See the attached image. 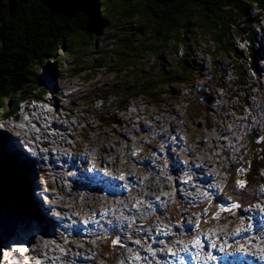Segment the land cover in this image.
<instances>
[{"label":"trees","instance_id":"1","mask_svg":"<svg viewBox=\"0 0 264 264\" xmlns=\"http://www.w3.org/2000/svg\"><path fill=\"white\" fill-rule=\"evenodd\" d=\"M262 18L264 0H0V120L15 113L19 104L43 98L46 88L39 72L58 68L59 77L86 74L93 79L100 70L108 79L104 87L83 97L88 107L96 100L102 107L111 96V108L93 114L99 126H111L129 101L139 97L161 106L195 83L202 71L197 55L201 43L212 56L214 83L220 85L232 68L229 97L246 103L239 90H249L248 74L257 70L253 27ZM209 99L204 90L196 91L191 116L206 109ZM258 134L255 129L250 135L254 149L247 158L251 153L254 158L244 164L245 186L229 193L236 201L249 197L239 207L253 199L256 172L264 166L256 155L257 148L264 155V130ZM19 170L15 166L13 171L22 176L25 171ZM15 180L0 172V198Z\"/></svg>","mask_w":264,"mask_h":264},{"label":"rangeland","instance_id":"2","mask_svg":"<svg viewBox=\"0 0 264 264\" xmlns=\"http://www.w3.org/2000/svg\"><path fill=\"white\" fill-rule=\"evenodd\" d=\"M253 29H254V33H255L254 38L256 41L253 44V47H254V49L258 48V50L260 51L264 47V40L262 39V36L264 34V18H262V22L260 24H257L256 26L254 25ZM238 47L242 48V47H245V45L243 43H241ZM258 54H259V52H258ZM258 56L259 55H257V58L254 57L255 61H257V64H256L257 65V73L252 72L251 77H252L253 81L258 82V84H260L261 86L253 89V92L251 93L252 95L249 98H247V100H246V104L243 107L238 109V110H241V113L239 115L236 114L237 111H229V112L225 113V116L220 117V124L224 127H231V121H238V123L240 125L245 124V123H246V125H248V122H247V120L245 122V119L248 117V114H250V113L252 114V107L259 103L258 114H255V126H258L261 114H262L263 109H264V72H262L260 70V67L262 69L264 68V61L258 62L259 61ZM207 58H209V61L212 60L211 59L212 56L210 54H209V56H207ZM215 61H219L225 67H226V64L228 65V63H226L227 61L224 59H218L217 58V59H215ZM68 63H70V62L69 61L67 62V64H66L67 66L71 65ZM210 67H211V65H210ZM58 70H59L58 68H55V70L53 72H51L50 74L39 72L37 75V78H39L41 80V82H43V86L46 88V92L43 95V98L36 99V100H28L23 104H19L17 106L16 112L13 113L11 116H8L7 118H5L0 123V137L5 140V141H3L4 150H2L0 148V153L4 154V156H2V158L0 160V172L2 174H7L8 178L13 176V179H17L14 182L15 184L12 183V185L9 187V189H10L9 193L13 194V196L16 195V192H19L21 190V187L23 186V184H25L24 187H25V189H27V185L25 182H23L21 174L14 172L15 166L18 167L19 169H21L19 171H28L27 170L28 167L33 170V168H38V166H37V164L30 165V164H33V160L29 161L28 159H26L25 157L22 156V152L25 154V151L23 150L22 147L19 148V146H18V149H13L11 147V145H10L11 138L10 137H12V135L14 133L7 130L8 128L5 126V124H7L9 122L12 125L16 124L17 130L15 131V133H17L18 135H21V136H23V133L21 130L24 129L25 122H30L33 119H36L38 123H41L42 127L45 129L46 127L49 126V123H52V122H49V120L51 119L50 114L52 112L50 109L51 107L48 104V101H50V99H52L53 102L58 104L59 111L62 110L61 112H65L69 116L74 114V116H71V118H70V120L73 123H76L75 120L77 122L79 121L78 123H76V125H74L75 126L74 130L65 129L66 133L60 132V133L64 134L63 138L65 140L62 138L64 140V142H66V143L69 142L70 145L72 146V149H73V151H70V149L66 148L65 151L70 152V153H75L76 158L79 157V155L81 154V151L84 150L85 148H87V149L92 148V147L94 148V146H95V150H99L96 152V160L100 159L101 155H106V157L108 158L107 160H111L113 158V153L118 155L119 153L122 152V147H125L126 140H127V144H129L130 146H135V149H139L136 146V144L134 143L132 136L126 137V136L121 134V132H124L127 130V124L129 127L131 119L134 118L136 115V106L135 105L130 106L125 113H122V115H119L118 117L116 116V120L119 119V122L122 120H123V123L126 122V126H125L126 128H123V129L118 131L117 127L119 126L120 123L116 124L113 122L112 125L109 127L108 126L102 127L101 125H100L101 126L100 127L98 125V123L96 122L95 116L93 115L96 113V116H97L98 113L104 111L107 106L110 107V105L113 102V99L111 98V96L106 97V99H105L106 103L104 106L102 104V107H100V104H99V102H101L100 100H98L97 102H92L93 104H91L90 107H88L87 104H90V103H89L88 99H86V97H83L85 95V93H87L88 91H91L92 89H94L97 86L98 87L99 86L104 87V83L108 79L105 78V74L102 73V71L99 70L98 72H100V73L97 72L95 74V77L93 79H91V77H89L86 74L76 75L74 77H65V76L59 77L58 76ZM213 72H215V71H213ZM216 75H218V74H216ZM230 79L231 80L233 79L232 76H228L227 78H225V80H223V82L227 83L228 80H230ZM250 102L253 103L252 106L249 104ZM40 106H41V108H40ZM37 108L39 109V112L35 111ZM88 108H90V109H88ZM95 108H97V109H95ZM232 108L233 109L238 108V105L236 106L235 104H233ZM90 111H92V112H90ZM26 112H28V113H26ZM29 112H30V114H29ZM89 113H91L93 115V117ZM67 115L65 117V121L62 122V124L64 123L63 124L64 126L66 124H68L67 120L69 119V117ZM56 120H57V118H56ZM34 125L35 124L31 123V126H34ZM34 129H35V127L33 128V130ZM35 131L41 136V134L39 133V131L37 129H35ZM50 132L55 133V131L52 128H51ZM203 133H204V136H210L211 137V130L203 131ZM27 137H29V136H27ZM188 138L193 139V136L188 137ZM27 139L30 143L33 144V146H35L34 142L30 138H27ZM40 140H41V142H40L41 144L40 143L37 144L38 145L37 146L38 151L33 149L32 156L35 158V160L38 159L39 157L40 158L52 157L53 155L51 156L48 153L55 154L54 148L59 149V146H52V144H49V142H51L49 140H48V144L43 142L46 140L43 139L42 136H41ZM239 142L241 144L243 143L240 140V135H239ZM93 143H94V146L92 145ZM245 145L248 147L250 146L248 142ZM101 146H104V148H102L100 150L99 148H101ZM109 147L113 148V150L110 149ZM157 147L162 148V141H161V144ZM103 149L106 152L103 153L102 152ZM250 151L251 150H249V152ZM45 152H48V153L45 154ZM142 152H150V151H142ZM216 153L217 152L214 151V149L210 153L205 152L204 159H207L208 161H205L204 163H205V166H208V174L211 171L208 163H214L219 159L224 160L221 164V166H222L221 168L227 169V172L222 173V171L219 170L217 173V176L213 180L221 179L222 177L227 176L228 170L230 169V165H226L225 156H214ZM6 155L9 159V162H7V161L5 162ZM62 155H65V154L62 153ZM11 156H12V158H11ZM17 158L18 159L19 158L26 159V162H27L26 164H28V167H25V168L19 167L16 164V163H18ZM156 158L159 159V157H156ZM251 160H252V154L249 158L246 159V161L251 162ZM21 161H23V159H21ZM14 162H16V163H14ZM54 162H57L56 166H59V167L62 166V164H63L62 161H55V159H54ZM162 163H163L162 160H159L158 165L160 166V165H162ZM169 163L171 165V169L175 168V170H176L175 156L169 157ZM76 164H77V162H76ZM81 165L83 168L80 170L77 168L76 165L69 166L66 163L68 172L65 174V179L70 180V177L73 174V172H75L74 174H77L79 172L84 173L87 176H88L89 172H94V170L91 167L92 162L89 164H81ZM46 166H47L46 164H42L40 167L45 168ZM116 166H118V165H116ZM119 166H121V165H119ZM47 167H49V166H47ZM114 167H115V165H109V173L112 171V169H114ZM126 167H131V169H133L135 172H137V176L132 177L130 175H127L128 179L126 180L124 185L121 182H119V179H116V184H114L115 189L120 188L125 193L132 194L133 190L137 189V187L143 188V184H150V179L147 180V182H145V179H147L146 174L148 173V171H143L141 166H136V165H131V164L122 165V169H124ZM39 171H40L39 175H34L32 177V187H31L32 192H35V190H37L39 188L38 186L40 185L42 187V188H40V191H45V194L48 195V198H50V199H51V195H53L54 197H59L61 192L62 193L65 192V194H68L69 191L67 189H66V191H64L65 188H62L59 190V186H61L60 181H58V186H56L54 184V178H55V172L54 171H50V170H46V169H42V170L39 169ZM235 171H238L239 173H242L243 175L237 174V173H234L233 175H231L232 178L228 184L229 190H227V191H229V192L232 191V193H234L235 191L243 190V188L241 189V188H238L236 186V181L242 180V181H244V184H245L246 183L245 174L248 173L247 170L245 171L246 172L245 173L241 166L236 167ZM49 173H50V175L47 177V175ZM41 175H42V178H41ZM261 177L264 180V171L261 172ZM60 178L63 179L62 177H60ZM117 178H121V177L118 176ZM104 179H107V178H104ZM181 182H182V176H177L176 174H174L173 177L171 178V183H176L179 185V184H181ZM72 183L74 186V182H72ZM45 186L48 189H46ZM12 187H15L16 190H13ZM35 187H37V188H35ZM148 188L149 189H145L148 192H151L152 190L155 189V187H148ZM217 189H220V188L217 186ZM87 193H88V195H87ZM166 193H167V191L164 190L162 187H160V194H159V197L157 200H159L160 196L165 195ZM75 195H77V196L74 197V195L72 196V194H70V196L64 195L65 199H66L65 204L59 205L60 207L59 206L51 207L50 206L51 200L50 201L47 200L48 203H46L44 205V204L40 203L39 197L36 198V203L40 207H43L44 209L48 210V217L54 216L56 218L58 215L61 216L60 213H61L63 207L67 208L69 206H75V205L77 206V204H75V202L77 203V201H79V203H81V206L85 209V212H87L85 215H88L89 213L98 214V213H96V211H99L103 207L102 206L103 199H100V197L97 198L95 196V192L91 193V192L87 191V192H82V194H79V196H78V194H75ZM85 195H87L89 198H88V201L86 202V204L84 206V205H82L83 204L82 199H84L83 197ZM258 195H260V193H259L258 189L256 188V190H254V192H253V198L254 197L256 198V196H258ZM113 197H116V196H113ZM229 197H230V200H228V201H226L225 199L223 200V203H221L223 206H221L220 209H218L219 202H217L215 206H211L210 212H209V204H206V207L203 209V211L201 213L199 211L198 214L196 212H194L193 209L191 208L190 211L193 212V214L186 215V218L189 220H187L184 223V225L189 224L188 226L195 225L194 229L192 231H190V233H192L195 230L196 226L206 225V224L207 225L213 224L215 226L214 233H216L219 230H224L225 231L224 234L227 236H234L232 234L233 232L236 233V232H240V231L252 230L254 228V226L248 227V226H250L249 223L252 221V220H250L249 216L246 219H244V221H241L239 223V225L233 227L232 230L229 229V226H232L233 224H235L238 221L237 217L231 218V216L235 213V211H238L237 209H240L241 206L239 207V204L245 200H249L248 196H247L248 198H246L245 200H242V201L234 200V198H231L232 195ZM238 197L241 198V196H239V195H238ZM45 198L47 199L46 196H44V199ZM170 198H172V197H170ZM27 199H28V195H27ZM60 199H62V198H60ZM260 201L262 203H259ZM21 202L27 203V201L25 200L23 192H22V197H18V196L16 197V206L18 207V210L22 214V218L20 219V221H16V222L10 221V220L8 221V219H6V217H5V219L2 220V222L5 223V226H6V227L5 226L2 227V230H3L5 237L8 236L10 238L13 231L19 230L18 228L13 229V227H15V225H17V224H23L25 217H27V211L25 212L26 206L24 205L23 207H20ZM103 202L105 204L108 203L107 201H103ZM227 202H228V204H227ZM259 202L254 203V205L259 203L260 204L259 206H254L253 208L246 209L245 211H250L252 209H256V210H258L259 213L262 214L263 219H264V210L261 209L262 207H264V199L260 198ZM233 204L237 205V207L233 208L232 207ZM3 207L4 206H2L1 208L4 209ZM111 207H114V206L111 205ZM23 208H25V209L23 210ZM78 208L81 209L80 206ZM49 209H52V211L51 210L49 211ZM28 213H29V216L31 215V213L33 215H35V213L32 210H30V211L28 210ZM205 213H208V214H205ZM195 214L197 215V216H194L195 218L197 217V222H196V224H193L192 222L194 221L195 218L192 219V216ZM76 216H79V215H76ZM58 218H60V217H58ZM97 218L98 217L89 218V220L95 221V220H97ZM61 219H63V218H61ZM69 219H70V217H68L67 221ZM80 219H81L80 223H82V225L78 226V228H73L72 232H68V234L62 235L61 237H60V235L55 234L59 237V240L57 241L56 247L62 253L61 255H65V256L69 255L70 256V259L68 261L66 259H64L65 264H67V263H69V264H89V263L85 262L87 260H93L99 264H116V263L117 264H123V262H125L124 264H129L128 261L130 259L129 258L130 254L127 253V251L130 249H128V247L123 246V243L126 240H124L123 237H121V232L116 234L115 232L110 231L111 228H109L107 226H101L98 229H87L86 231H88V233L93 234V236H92L93 239H84L81 242H79L80 240H78V238H76L73 235L77 234L79 231H83V228L84 229L86 228L84 226V224H86L84 218H80ZM63 220H65V219H63ZM72 220H77V219L72 218ZM60 221H62V220L58 219L56 221V224L60 223ZM77 221L79 222V220H77ZM155 221H156V218H155ZM78 222H77V224H78ZM77 224L76 225L72 224L71 226H77ZM167 224H168V221H167ZM181 224L182 223L178 222V221L172 222V226H175V227H176V225H181ZM243 224H247V227H241ZM184 225L181 226V230H180V232H181L180 236L181 237H184L186 234H188L186 232ZM27 226H29V225H27ZM63 226H64V224H63ZM260 226H261V223H260ZM58 227H59V225L54 227V230L56 232H57ZM100 228L102 229V234H100V231H101ZM93 230H95L97 232H92ZM20 231L24 235H28L27 244L31 243V241L33 243H38V240L39 239L41 240L42 236L45 238V236L43 234L31 237V235L27 234V232H24L22 230H20ZM263 232H264V230H263ZM80 235H83V234L80 233ZM176 235L178 236L179 233ZM197 235H199V234H197ZM81 237H84V236H81ZM84 241H86V243H88V244H86V247L84 246L85 245ZM176 241L179 242V240H176ZM51 243L55 245V241L54 242L51 241ZM204 243L205 242H203V244ZM220 244L221 243L218 241L217 245H220ZM63 246L65 248L62 249ZM73 246L74 247H82L86 250V252L80 251V250L75 252L71 248ZM216 246H214V244H212L210 241H208V247L215 248ZM242 246L243 245L234 246V248H237V247L240 248ZM38 248L40 249L39 244H38ZM91 248H92V251H90ZM0 249H2V248L0 247ZM142 249H144V248H142ZM156 249H157L156 253H159V251H158L159 249L158 248H156ZM39 251H41V250H39ZM232 252L233 251H230V252H228V254H230ZM237 252L245 255L248 253V250L245 251L244 249L241 248ZM121 253H126V254L123 255ZM41 254H43V252ZM152 255H153L152 256V260H153V259H155V257H154L155 255L154 254H152ZM74 256L80 257V262L73 260L72 258ZM123 257L125 260L123 259ZM192 257H193V255H192ZM210 258H212V257H210ZM195 259H197V261L199 260L198 257H195ZM178 261L181 262L182 260H180V258H179ZM197 261L196 262L194 261L195 264H197ZM145 262H139L138 264H151L148 260ZM61 264H62V260H61ZM91 264H94V263H91ZM258 264H260V263H258Z\"/></svg>","mask_w":264,"mask_h":264},{"label":"bare ground","instance_id":"3","mask_svg":"<svg viewBox=\"0 0 264 264\" xmlns=\"http://www.w3.org/2000/svg\"><path fill=\"white\" fill-rule=\"evenodd\" d=\"M261 22H262V19H260L259 23H261ZM262 39L264 40V34L262 36ZM205 47H206L205 44L201 43L199 45L198 54H197L198 60H199L198 62L202 67L200 77L192 85L184 86L183 88H181L179 90L178 94H176L175 98H173L172 100L168 99V103L162 104L160 107L159 106L157 107L155 105H152V103L148 104L146 102V100L145 101L143 100L144 98L142 99V98L138 97L136 100L129 101L126 108H124V111H122V112L119 111L117 113L118 114L117 117H118L119 115H122V113H125L130 106H132V105L136 106L135 117L131 119L129 127L127 124V130L124 132H121V134L126 136V137L132 136L134 143L139 148V151H141V152L142 151H150L151 152V144L142 143V141H139L138 133L133 132V126H135V125L150 124L152 122H163V123H170V130H178V127L180 124L181 136H185L186 139H190L188 137L193 136V139H204V142H211V137L210 136H204V133H203V131L211 130V129H208L207 127L199 126L198 120H196V119H204V120H206V123H213V125H215V126L224 127L220 124V117H222V113H216V112L211 111V110H213V108H215V96H209L210 101H209V105H208V109H207V116H197V117L190 118L189 112L191 109L190 107L194 103L193 102L194 97H187V99H185L183 97V94H182V93H194V96H195L196 91L197 92L202 91V90H197V89L201 88V86H204V80H206V73L207 72H206V60H205V58H207V56H209V54L206 52ZM258 55H259L258 56V58H259L258 62L264 61V49H261L259 51ZM254 72L257 73V71H254ZM251 73H252V71L249 72L248 77H247L248 78V84H247L248 88L250 87L249 83L251 84V83L255 82L252 80ZM209 76H210V80L213 81L212 76H211V67L209 69ZM231 76L233 78V69L232 68H231ZM260 86L261 85L257 83L254 85V88H257ZM239 91H240V98L245 97V101H246L248 96H249L248 91L245 92L244 94L241 90H239ZM215 95H225L224 86H215ZM245 104L246 103H244L243 101L239 102L238 108H235V109L230 108L226 112L237 111L236 114L239 115L241 113V110H238V109L243 107ZM249 104L251 106L253 105V103H251V102ZM40 108H41V106H40ZM110 108H111V106H110ZM95 109H97V108H95ZM35 111L39 112V109L37 108ZM26 113H28V112H26ZM29 114H30V112H29ZM50 116H51V119L49 120V122H52V123H49V126L46 127L45 129L42 127L41 123H38L36 119H33L30 122H25L26 128L24 127V129L21 130L23 134L29 135V137H25V139L30 138L35 144V146H33V148H35L37 151H38V148H37L38 145L37 144H39L41 142V140H40L41 136L43 139L46 140L45 143L48 144V140H49V141H51V142H49V144H52L53 146H59V149L54 148V151L56 154H54L53 156H52V154L45 152V154L48 153L52 157H49V158H47V157L46 158H40L39 157L40 159L39 158L36 159L37 160L36 164H37L38 168H33V170L29 169L28 171H25L22 174L23 182H25L27 185V189H26L27 193H26V195L24 194V197H25V200L27 201V203L21 202L22 204L20 203V207H23L24 205L26 206L25 212L27 211V217H25L23 224H17V225H15V227H13V229L18 228L19 230L13 231L10 238L8 236L7 237L4 236L3 243H6L7 240H9L13 243L25 242L28 239V236L24 235L20 230H22L24 232H27L29 230L31 232L33 229L34 234H37V235H41L42 233H45V234H43L45 236V238L42 236L41 240L40 239L38 240V244L40 245L39 250H41L43 252V254H41L39 256V258L41 259V264H61V260H62V264H65L64 259H66L68 261L70 259V256L69 255H67V256L61 255L62 253L57 249V247H56L57 241L59 240V237L57 235H60V237H61L65 233L68 234V232L73 231L72 230L73 228H78V226L82 225V223H80V220H79L77 226H71L70 225L69 227L66 228V227H61V223L56 224V221L59 218L54 219V216L48 217V210L44 209L43 207H40L36 203V198H38V197L41 200V202L44 200L47 201V199H44V198L42 199L43 194L40 193V191L38 192L37 191L38 189L35 190V192L31 191V189H32L31 188L32 187V177L34 175H39V173H40L39 169L40 170L46 169V170L54 171L55 172L54 184L56 186H58L57 178L59 176H61L65 179V174L68 172L66 163L69 166L76 165L77 168L81 170L83 168L81 164L91 163V155H86L85 153H92L95 151L97 152L99 150H95V146L93 143L92 145L94 146V148L93 147L88 148V149L85 148L84 150L81 151V154L79 155L78 158L75 157L76 156L75 153H70V152H69V156L62 155L63 152H66L65 151L66 148L70 149V151H73V149H72V146L70 145L69 142L68 143L64 142V140H65L63 138L64 134H62L60 132L66 133L65 129L74 130V128H75L74 125H76V123H78L79 121L77 122L75 120L76 123H73L70 120V118H71V116H74V114L71 116L67 115L69 117V119L67 120L68 124H66L63 127V124L58 123V121H56V118L52 114H50ZM263 116H264V109H263V112L261 114L258 126H257L260 129L263 126ZM31 123H33L35 125L31 126ZM109 123H110V121H109ZM114 123H116V124L120 123L119 124L120 127L119 126L117 127L118 131L123 129V128H126L125 127L126 122L123 123V120L119 122V119H118ZM10 124H11L10 122L7 123V125L9 126V127H7L8 128L7 130L10 131L11 130L10 126H12V129L15 131L16 130L15 128L17 127V125L16 124L10 125ZM34 127H35V129H37L39 131L41 136L35 131V129L33 130ZM51 128L55 131V133L50 132ZM247 134H248V132H245V135H240V140L243 142L242 143V150L239 152L240 163H237L235 165V168L242 165L241 163L247 159V157L249 155V150H251L250 146L248 147L245 145L248 142L246 139ZM10 138H11V143H10L11 147L13 149H18V144H16V141L18 140V136L13 134L12 137H10ZM0 140H1L0 143L2 145V149L4 150L3 141H5V140L2 139L1 137H0ZM160 144H161V141H152V149H159V147H157V146H159ZM69 146H70V148H69ZM26 149H27V147H25L23 150H25V152H26ZM110 149H113V148H110ZM213 149L214 148H205V149L199 150L198 152H193V154H192L193 163H204L205 161H208L207 159H204L205 152L210 153ZM102 152L104 153L106 151H104V149H103ZM256 155H258L259 157H262V155H263L262 151H260V149H258V148H257ZM170 156H175V159H176V163H175L176 170H175V168L171 169V178L173 177L174 174H176L177 176H182V156L178 155V150L169 151V157ZM214 156H219V155H217V153H216ZM11 158H12V156H11ZM225 158H226V156H225ZM54 159H55V161H62L63 162L62 166H60V167L56 166L57 162H54ZM107 159L108 158L106 157V155H101L100 159H98L97 161H108ZM223 161H224L223 159H219L214 163H208L209 168L211 169L210 173L208 174V176H210V179H214L217 176V173L219 170H221L222 173L227 172V169L221 168L222 167L221 164ZM76 162H77V164H76ZM25 163H27V162H25ZM42 164H46L49 167L46 166L45 168H41L40 166ZM30 165H34V164H30ZM16 168H18V167H16ZM93 170H94V173L101 172V171H96V169H93ZM262 171H264V168H262L259 171V177L261 179H262V177H261ZM74 173L75 172H73L72 175H77L80 178H84L87 176L86 174L80 173V172L77 174H74ZM101 174H102V172H101ZM110 174H114L116 176V178L118 176H120L121 178H127V175H130L132 177L137 176V172H135L133 169H131V167H126L124 169H121V166H119V165L118 166L115 165L114 169H112ZM49 175H50V173L47 175V177ZM146 175H147V179H145V182H147V180L150 179V177H148V173ZM229 176H230V174L228 173L227 176H224L221 179L213 180L214 184L216 186H218L220 189L222 187H225V185L227 184ZM41 178H42V175H41ZM104 178H107V179H105L106 185H105L104 193H105V191H110L111 197H113V196L127 197V194H128V201H126V209H133L134 205H142L143 204V198L147 199V205H151L150 200H155L156 202H158L157 199H158L159 194H160V187H162L164 190H166L167 193L165 195L160 196L159 199L170 198V197H173V195H174V188L167 187V186H156L155 189L152 190L151 192H148L145 190V189H149L148 187H143V188H140V193H133L134 192V190H133L132 194H129V193H125L120 188L115 189V187H114V184H116L115 178H108V177H104ZM126 180L127 179L124 180V184H125ZM75 182H74L73 188L78 192H82V190H84V189L80 188L78 186V184H80V183H78V182L75 183ZM181 184H182V182H181ZM173 185H178V184L173 183ZM23 188L24 187H22V190H23ZM46 189H48V188L46 187ZM60 189H62V186H59V190ZM22 192L24 193V190ZM27 195H28V199H27ZM64 195L69 196V194H65L62 192L60 193L59 197H54L53 195H51V199H50L51 205L50 206L56 207V206L65 204L66 199H65ZM60 198H62V199H60ZM83 198L84 199H82V201H83L82 205L85 206L89 197L85 196ZM75 204H77V206L76 205L75 206H69L67 208L63 207L62 211L60 213L61 216L58 215V217L63 218L67 221L68 217H70V219H72V218H76V215H85L87 213V212H85V209L81 206V203H79V201H77V203L75 202ZM79 206L81 207V209L78 208ZM104 206H105V204H104ZM251 208H253V207H251ZM24 209L25 208H23V210ZM28 210L29 211L32 210L35 213V215H33L31 213V215L29 216ZM50 210L52 211V209H49V211ZM263 210H264V207H263ZM149 211L154 216L155 212L152 210V208H150V206H149ZM96 213H98V214L89 213V216L86 219L99 217L100 215H102L104 213L109 214V207L100 209L99 211H96ZM248 216L250 217V220H252L249 223V225L251 227L254 226V228L252 230L240 231L239 233H237V236H232V237H228L227 235H225L224 230H219L216 233L209 231L208 235L203 234L204 239H202L203 241H201L202 243L205 242V245L203 247H198L194 242L188 241L187 242L188 243L187 246H189L188 249H186V245H182V251H181L179 256L183 257L186 260L187 264H190V258L189 257H191L192 254L194 257H198L199 260L197 261V259H195L193 257V258H191V259H193V260H191V264H194V261L195 262L197 261V264H210V263H212V260H214V259H215V262L213 264H258V263L263 264L264 263V232H263V230H264V219H263L262 214L259 213L258 210H256V209L250 210ZM154 217L157 219L156 215ZM3 219H5V215L1 214L0 215V231H2V227L5 226V223L2 222ZM122 220H124V219H122ZM95 221L89 220V225L86 226L85 229L83 228V231H79L77 234H74L73 236H75L76 238H80L81 236H84L86 238H90L92 235L90 233H88V231H86L87 229H98L101 226H107L106 224L103 225L101 220L96 222V223H95ZM157 221H158V219H157ZM124 222L126 223L125 220H124ZM110 223H112L115 227L118 224L121 225L119 222L117 223L116 213H115L113 222H108L107 224H110ZM159 223H161L162 227H166L165 223H163L162 220H159ZM260 223H261V226H260ZM24 224H25V226H23ZM32 224L35 226V228H33ZM27 225H29L30 227ZM58 225H59V227H58L57 232H56L54 230V227L58 226ZM243 227H246V225ZM193 229H194L193 226H190V231H192ZM82 232H83V235H80V233H82ZM55 234H57V235H55ZM48 237L51 239V241L52 240L55 241V245L52 244L51 241L47 239ZM201 238H203V237L201 236ZM243 238L247 239L248 242L246 244H243V246L240 248L239 247L234 248V246L237 245V242H242V240H244ZM205 240L206 241L218 240L221 244L216 246L217 249L215 248L213 250H210ZM226 243H229V244H227V246H226ZM179 244H182V243H179ZM84 246L86 247V245H84ZM71 248L75 252L78 250L86 252V250L82 247H74L73 246ZM241 248L244 249L245 251L248 250V253L243 255V254H240L239 252H237ZM90 251H92V248L90 249ZM188 251L192 252L191 256H189ZM230 251H233V252L228 254V252H230ZM5 252H6V254H11L10 252H13V251L10 249L9 251H5ZM127 253H129V252H127ZM212 253H216V254H215V257H212V259L210 260V259H208V257ZM1 254H2V251L0 253V258L2 257ZM121 254L124 255L126 253H121ZM4 256H6V255H4ZM11 256H12V254L10 255V257ZM152 256L153 255H147L148 261L150 263L154 262L155 264H177V259H173L172 261H166L164 259H159L158 255H156V256H154L155 259L152 260ZM72 259L77 261V262H80V257L74 256ZM123 259H124V257H123ZM85 262H87L89 264H91V263L99 264L93 260H87ZM128 262L130 264V259ZM124 263L125 262H123V264ZM67 264H69V263H67Z\"/></svg>","mask_w":264,"mask_h":264},{"label":"built area","instance_id":"4","mask_svg":"<svg viewBox=\"0 0 264 264\" xmlns=\"http://www.w3.org/2000/svg\"><path fill=\"white\" fill-rule=\"evenodd\" d=\"M243 48L244 47L240 49ZM205 60L207 72L206 80H204V86H201V88L197 90H205V94L208 96H215V108L211 111L222 113V116H225V112L232 108L233 104L236 106L239 104L236 99L233 101L227 99V96L230 95L228 88H230L231 79L228 80L227 83L223 82V80L231 76V70H227V74L221 79V84L217 85L214 81L210 80L209 58H205ZM215 86H224V88L226 86L225 95H215ZM182 94L185 99H187V97H194V93ZM99 104L101 107V103ZM258 111L259 103L252 107L253 117L251 120L253 121V126H255V114H258ZM196 120H198L199 126L211 129V142H204V139H186L185 136H181L180 124L178 130H170V123L152 122L150 124L133 126V132L138 133L139 141L151 144V152H141L139 149H135V146H129L126 140V145L122 147V152L118 155L113 153V158L108 161H97L96 151L85 153L86 155H91L92 168L96 169V171H102L104 177L119 179V182L124 184V180L128 178H116L114 174H110L109 165H121L122 169V165L131 164L141 166L143 171H148L150 184H143V187L167 186L174 188V195L172 198H162L159 199L158 202L150 200L151 205H147V199L143 198L142 205H134L133 209H126V213H123L119 218L120 224L125 228V231L131 229L133 222L136 220L144 222L153 220V215L149 211V206L154 212H158L160 210L169 209L168 206L170 205V208H173L178 213L181 212L186 217L188 214H193V212L190 211L191 208L194 209V206L201 203L205 196L214 193L211 192V190H206L207 187L217 189L213 179H210V176H208V166H205V163H193V152H198L205 148H214L217 155L226 156V165H230V168L240 163L239 152L242 150V144L239 142V135H245V132H247L248 125H246V123L241 124V126L238 121H231V127H218L213 125V123H206L204 119ZM246 120L247 118L245 122ZM62 122L64 121H59L58 123ZM152 141H162V148L152 149ZM101 148H104V146H101ZM171 150H178V155L182 156V184L180 185H173V183H171V165L169 163V151ZM63 154L69 156V152H63ZM156 157H159V159ZM159 160L163 162L160 166L158 165ZM60 177L61 176H59L57 180L60 181L62 186V184H65L66 179L63 177V179H61ZM140 188L142 187L134 189L133 193H140ZM104 195L110 196V191H105ZM108 198L111 202H115L119 200L120 197L110 196ZM122 200L125 201L124 208H126L128 194L127 197H123ZM122 219H124L126 223ZM183 221L186 222L187 218H184ZM151 227L154 230L155 223H153ZM151 242H157L155 235L144 238L142 244L148 246Z\"/></svg>","mask_w":264,"mask_h":264},{"label":"clouds","instance_id":"5","mask_svg":"<svg viewBox=\"0 0 264 264\" xmlns=\"http://www.w3.org/2000/svg\"><path fill=\"white\" fill-rule=\"evenodd\" d=\"M263 49H264V47H263ZM255 50H258V48L257 49H255ZM258 55V54H257ZM226 67H228V65L226 64ZM257 68V67H256ZM260 70L262 71V72H264V68L262 69L261 67H260ZM255 71H257V70H255ZM212 72H213V70H211V74H212ZM199 76V75H198ZM212 76H213V74H212ZM198 78V77H197ZM196 78V79H197ZM195 79V80H196ZM234 80V79H233ZM232 80V81H233ZM258 82H253V83H249V85H250V89L248 90V93H249V96H248V98L252 95L251 93L253 92V89H254V85L255 84H257ZM250 91V92H249ZM51 93V92H50ZM207 95V94H206ZM229 97V96H228ZM210 98V97H209ZM227 99H229V100H235V98L233 97V98H227ZM98 100H96V101H94V102H97ZM210 101V100H209ZM209 101L207 102V108L205 109H203V110H201V113L199 114V115H197V116H207V109H208V105H209ZM100 103V102H99ZM195 103H196V101H195ZM48 104L50 105V107H51V109L52 110H54L53 108H57V112H58V115H56L55 113H54V117L55 118H59L58 116H60L61 115V117L62 118H64V121H65V117H66V113H63V112H61V111H59V109H58V104L55 106V102H53V100L52 99H50V101H48ZM149 104V103H148ZM152 105H154V104H152ZM55 106V107H54ZM158 107V106H157ZM159 107H160V105H159ZM61 109V108H60ZM189 116H190V118H193V117H197V116H191V112H189ZM252 117H253V115L250 113V114H248V117H247V122H248V126H247V132H248V134H247V137H246V139H247V141H248V143H249V145H250V149L251 150H253L254 149V146L251 144V142H250V135H251V132L253 131V130H257L258 131V135H261V132L264 130V116H263V126H262V128L260 129V128H258L257 126H253V121L251 120L252 119ZM3 120H0V123L2 122ZM56 121H61L60 119H58V120H56ZM5 126L7 127V124H5ZM22 141V140H21ZM43 142H45V141H43ZM30 143V142H29ZM30 144H32V143H30ZM19 146V145H18ZM32 146H33V144H32ZM256 148V147H255ZM33 149H35V148H33ZM36 150V149H35ZM56 154V153H55ZM252 154V158H254V153H251ZM52 155H54V154H52ZM256 159V158H255ZM253 160V159H252ZM251 160V161H252ZM261 160H263L264 161V155H262V158H261ZM34 163V162H33ZM242 166H243V171L245 172L246 170H247V168L245 167V165L244 164H250V162H248V161H243L242 163ZM262 168H264V166H259L258 167V169H257V172H256V178H257V184H256V186H255V188H254V190H256V188L258 189V191H259V193H260V195H258V196H256V198L254 197L253 199H252V201L251 202H249V203H245V205H242L241 207H240V209L241 210H246V209H250L251 207H254L253 205H254V203L255 202H259V200H260V198L261 199H264V180H262L260 177H259V171L262 169ZM32 170V169H31ZM236 170V168H235V165L234 166H232L229 170H228V173L230 174V176H229V178H228V181H227V184L225 185V187H222L221 189H214V188H206V190H211V192H214L212 195H209V196H205L204 197V200L201 202V203H199V204H201L200 206H199V208H198V205H196V206H194V209H193V211L194 212H196L197 214L199 213V211H200V213L203 211L202 209H203V202L206 200V199H208V198H212V200L214 199V200H217V202L218 201H222L223 202V200L225 199L226 201H228V200H230V195H229V191H227V190H229V182H230V180H231V178H232V176L231 175H233L234 173H239L238 171H235ZM246 173V172H245ZM244 173V174H245ZM239 174H241V175H243L242 173H239ZM235 176V175H234ZM72 178H73V175L70 177V180H65V184H62V188H65V190L64 191H66V189L68 190V188H69V192H68V194H69V196H70V193H72V196L74 195V197L75 196H77V195H75V194H82V192H91V193H93V192H95V196L97 197V198H99L100 197V199H103V201H107L108 203H104L103 201H102V206H104V204H105V206L104 207H102L101 209H103V208H107V207H109V214H107V213H104L103 214V216H104V218L105 219H107V220H109L110 219V221H113L114 220V216H115V213H116V217H117V223L119 222L120 223V216L123 214V213H126V208H124L125 207V201H123L122 200V198L123 197H120L119 198V200H117V201H115V202H111V200L108 198V197H110L109 195H104V190H105V179H104V177H103V175L101 174V172H97V173H94V172H89V174H88V177L86 176V177H84V180H87L88 182H96L97 183V185L96 186H94V187H92V189H87L86 187H84V186H80V185H78L80 188H83L84 190H82V192H78V191H76L74 188H73V183H72ZM25 185V184H24ZM36 188V187H35ZM253 190V191H254ZM45 192V191H44ZM227 192V193H226ZM65 193V192H64ZM88 194V193H87ZM224 194V195H223ZM229 195V196H228ZM85 196H87V195H85ZM84 196V197H85ZM220 196V197H219ZM232 198V197H231ZM121 199V200H120ZM118 202V203H117ZM214 201H212V203H213ZM251 203H253V205H251ZM259 203H262L261 201L259 202ZM258 203V204H259ZM113 205L114 207H111V205ZM227 204H228V202H227ZM249 205V206H248ZM248 206V207H247ZM168 208L169 209H165V210H160V211H158V212H155L154 213V216L156 215L157 216V219H158V221H157V219H156V221H155V217L153 216V220H151V221H149L148 223H150V222H153V223H155V227H154V231L156 232V234L158 235H160V238H159V242L161 243V244H164V242H165V240L166 239H168L169 238V234L166 232V228H168L169 229V227H171L172 228V222H174V221H178V222H181V223H185L184 221H183V219L184 218H186L185 217V215L184 214H182L181 212H177L176 210H174L173 208H170V205L168 206ZM197 209V210H196ZM239 209V210H240ZM210 210H211V208L209 209V212H210ZM178 214H177V213ZM208 212V213H209ZM249 212V211H248ZM208 213H205V214H208ZM143 215H145L144 213H142ZM249 214V213H248ZM89 215V214H88ZM81 218H83L85 215H79ZM79 216H77L78 218H80ZM165 216V217H164ZM194 216H197L196 214L195 215H193L192 216V218H195ZM54 218H56V217H54ZM57 218H58V216H57ZM159 220H162L163 221V223H165V226L166 227H162L161 226V223H159ZM187 220H189V219H187ZM167 221H168V224H167ZM197 222V217L194 219V221L192 222L193 224L194 223H196ZM233 222V221H232ZM231 222V223H232ZM229 223V222H228ZM227 223V224H228ZM189 225V224H188ZM213 225V224H212ZM234 225H236V224H233L232 226H229V229L231 230L233 227H235ZM244 225H246V224H244ZM23 226H25V224L23 225ZM205 226H209V225H205ZM247 226V225H246ZM163 228V230H160L159 231V229L160 228ZM215 227V226H214ZM219 230V229H218ZM42 234H45V233H42ZM48 240H51L49 237L47 238ZM53 242H54V240H52ZM174 242H175V240H174ZM34 245H36L37 247H38V243H34ZM182 258V257H181Z\"/></svg>","mask_w":264,"mask_h":264},{"label":"water","instance_id":"6","mask_svg":"<svg viewBox=\"0 0 264 264\" xmlns=\"http://www.w3.org/2000/svg\"><path fill=\"white\" fill-rule=\"evenodd\" d=\"M16 164L22 168L28 167V165L26 163H22L19 160H18V163H16ZM29 169H31V168L28 167L27 170H29ZM22 187H24V185ZM22 187H21V190H22ZM21 190L19 192H16L15 196H13V194L8 192L4 197L0 198V215L4 214L6 219H8L10 221L16 222V221H20V219L22 218V214L18 210V207L16 206V197L17 196L22 197V191L23 190L22 191ZM2 206H4L3 207L4 209L1 208ZM3 241H4V233L2 230V231H0V247L3 244Z\"/></svg>","mask_w":264,"mask_h":264},{"label":"snow or ice","instance_id":"7","mask_svg":"<svg viewBox=\"0 0 264 264\" xmlns=\"http://www.w3.org/2000/svg\"><path fill=\"white\" fill-rule=\"evenodd\" d=\"M236 186H237L238 188H241V189H242V188L245 186L244 181H242V180H237V181H236ZM232 207L235 208V207H237V205L233 204ZM196 245H199V241H198V240H196Z\"/></svg>","mask_w":264,"mask_h":264}]
</instances>
